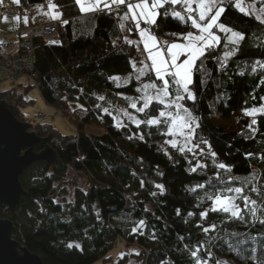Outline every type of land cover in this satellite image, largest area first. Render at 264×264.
<instances>
[{
	"label": "trees",
	"instance_id": "1",
	"mask_svg": "<svg viewBox=\"0 0 264 264\" xmlns=\"http://www.w3.org/2000/svg\"><path fill=\"white\" fill-rule=\"evenodd\" d=\"M19 1L22 8L49 4V0ZM51 2L58 5L61 14L59 40L49 45L35 41L34 71L42 99L72 133L62 134L49 124L31 126L30 131L37 137H51L48 144L57 159L52 165L37 161L28 167L19 177L25 194L17 209L5 213V208H0V218L13 225L11 238L39 256L44 264L108 261L107 255L118 238L127 246L139 248V256L130 254L131 264H194L192 252L197 250L207 264H255L264 251V225L258 222L262 217L258 213L253 218L245 211L241 221L213 212L211 201L205 197L223 191L225 185L244 187L241 182L250 180L245 192L260 206L261 197L250 189L255 184L264 192V114L256 116L258 123L252 126L255 132L247 127L251 118H241V130L228 131L215 124L211 116L216 114L227 121L263 104L260 97L264 96V68L256 62L264 64V23L240 12L235 0H224L226 11L221 20L246 34L247 40L241 42L242 50L224 60L222 66L217 57L222 60L233 46L215 28L221 38L215 55L201 58L209 75H193L190 88L196 101L184 103L201 125L196 138L208 140L217 156L213 160L207 154L202 159L205 167L191 172L183 155L162 150V133L166 131L163 125L149 127L143 123L118 129L112 115L104 113L105 108L124 105L126 98L138 95L135 89L139 82L135 79L117 86L109 77L131 74L132 62L146 59L141 44L129 46L125 42V37L138 40L121 28L125 24L121 19L124 7L81 19L75 0ZM165 8L167 15L165 9L160 10L159 27H152V31L159 40L171 42L177 39L172 33L179 36L186 29L179 19L172 18V6ZM175 10L184 11L179 5ZM100 96L104 99L100 100ZM0 101L17 109L28 103L15 89L0 92ZM158 110V105L153 104L143 117L156 116ZM17 119L25 123L19 111ZM89 128L104 132L92 133ZM218 163L228 165L232 171H218ZM69 168L86 176L87 187L76 189L72 202L57 203L54 185L64 179ZM198 184L204 188H197ZM156 185H162L163 192ZM193 188L196 191H191ZM201 211L208 212L204 220L200 218ZM140 220L145 225L132 233ZM213 224L215 230H211ZM204 228L210 231L205 233ZM69 244L73 247L69 248ZM252 248L256 251L250 253ZM209 251L211 257L207 255ZM127 259L125 254L117 264H127Z\"/></svg>",
	"mask_w": 264,
	"mask_h": 264
},
{
	"label": "snow or ice",
	"instance_id": "2",
	"mask_svg": "<svg viewBox=\"0 0 264 264\" xmlns=\"http://www.w3.org/2000/svg\"><path fill=\"white\" fill-rule=\"evenodd\" d=\"M14 3L18 0H13ZM224 0H136L135 3L132 0H75V4L79 6L80 12L88 13L94 12L103 6L107 8L109 12L113 11V6L117 11L120 10L121 6L126 9L124 16L121 17L122 20H131L134 24V30L139 36V41L130 40L125 37V42L131 45H143L142 52L146 54V59L139 60V67L137 63H132V70L134 73V78L140 83V86L135 89L140 95L135 101L129 103V107L135 109L139 113H145L153 103L161 106L158 116H152L146 120H138L135 116H132L128 112L122 113L123 116L127 117L132 123L137 127L141 124L146 123L149 127L163 125L166 129L162 135L172 137L171 140H165V144L170 145L172 148H176L180 153L195 152L196 149H200V154L204 155L203 149L200 145L203 144L207 147L208 153L211 155L213 160H215L217 154L212 150V146L208 140L201 139L199 144L194 143L197 129L201 127L199 120L196 115H194L193 110L186 106L184 101H191L195 103L196 94L190 88L193 84L194 73H203L204 76H208L209 73L207 69L203 66L202 57L207 55H215V48L220 44L221 38L216 35L213 31L214 28H218L219 31L227 34L224 39L227 44L233 47L229 52L224 53V58L220 60L223 66L224 60L228 57L236 55L242 50L241 42L247 40L246 34L233 30L230 26L223 23L221 20L222 15L226 9L222 6ZM166 5L172 6L171 16L172 18L182 19L181 13L175 10V6L179 5L187 13V19L191 22V28L195 31H187L186 34H180L177 36L176 33L171 35L176 36L177 40L180 42L168 41L161 42L157 36L152 31V27H159L158 18L161 15L160 10L165 9L164 15H167L168 9L165 8ZM195 5V6H194ZM58 5L52 3L49 0L48 8H57ZM237 8L243 12L244 9L240 7V4H236ZM260 16L257 19L264 23V8L260 9ZM60 13H56L52 16L53 19H58ZM27 23V19H25ZM68 23V21H64ZM149 25L150 27H142L141 24ZM124 25L121 24V28ZM132 30L131 27L129 29ZM137 50L141 49L137 47ZM200 62L199 64L197 62ZM264 68V64L260 61L256 62ZM253 72L256 71L253 67ZM151 74V75H150ZM154 75V79L152 76ZM243 75V73H240ZM148 78V82H144V78ZM112 81H119V76L109 77ZM159 81V83H157ZM127 78L125 83H127ZM203 83V81H202ZM119 86V84H117ZM103 100L104 97H98ZM256 97H253L255 99ZM264 100V96L260 97ZM140 107H137V104ZM80 107V105H77ZM99 107V105H97ZM104 113L111 115L109 109L105 108ZM264 114V105L259 108H252L251 110H245V115L255 116L256 114ZM114 126L118 129L124 127L123 122L116 116H113ZM258 121L253 119L251 124L247 127L255 132L252 126L257 124ZM131 139V137H129ZM143 139V136L140 137ZM249 156L251 153L248 154ZM205 165L201 164L199 161L196 162L195 166L190 168L191 172H196L198 168H204ZM217 170H224L226 172H231L232 169L224 164H216ZM235 179V177H233ZM223 182V181H222ZM142 186H143V182ZM244 187H231L225 185L223 191H216L206 195V199L211 201V211L213 212H223L229 214L231 218L243 221V213L248 212L253 218L258 217V222L264 225V192L261 191L255 184H252L251 192L256 193L261 197L260 206L257 207L258 201L253 199L246 194L245 188L248 184H251L250 180L242 181ZM157 188L163 192L162 185H156ZM197 188H204L203 184H198ZM191 191H196L195 188ZM155 195V193H153ZM177 214H180L179 209ZM189 216L192 213H188ZM208 216V212L201 211L200 218L204 220ZM145 225L144 220H140L139 224L132 229V233H136L141 230ZM215 224H213L211 230H215ZM203 231L208 233L209 228H204ZM210 243V241H209ZM237 244H243V241H237ZM69 248L73 245L69 244ZM77 248L80 247L79 244L76 245ZM264 249V245H262ZM256 249H250L251 252H255ZM198 252V250H197ZM197 252H192V257L194 258V264H207L201 256L197 255ZM139 256V253H134ZM211 257L212 253L209 251L207 254ZM123 258V257H121ZM255 264H264V251L261 253V257L256 258Z\"/></svg>",
	"mask_w": 264,
	"mask_h": 264
},
{
	"label": "rangeland",
	"instance_id": "3",
	"mask_svg": "<svg viewBox=\"0 0 264 264\" xmlns=\"http://www.w3.org/2000/svg\"><path fill=\"white\" fill-rule=\"evenodd\" d=\"M89 2L91 3L93 2V0H89ZM237 3H239L240 7L244 9V11L242 12L240 8L236 7L240 12L246 15H251L255 17L256 19H257V16L261 15L260 9L264 8V0H235V6ZM114 7L115 6H113V8ZM21 9H25L28 12H30L31 18H36V17L38 18V16H42L43 19H47V20L51 19V21L60 19V16L58 19L52 18V16L58 13V11H56V8L50 11L48 8V5L35 6L34 8H22L19 0L16 3H14L13 0H0V35H4V36L11 35L12 33H17L19 30L20 31L27 30L30 27V26L29 27L26 26L29 24L27 20V23L23 21V24L21 26L23 28H20L18 18L16 19L8 18L5 14L6 12H11V13H14L15 16H18L20 15ZM100 9L108 10L107 8H103V6H101ZM90 14H92V12ZM52 22H58V21H52ZM124 27L125 29L124 28L123 29L128 33V35H134V33L133 34L129 33V30L126 29L125 24H124ZM187 31L189 30H186L184 34H186ZM213 31L216 33V35L220 37V34L217 31H215L214 29ZM160 41L162 42V40ZM171 42H180V41L175 39V40H172ZM134 62L137 63V61H134ZM139 66H140L139 63H137V67ZM119 77H120L119 81H113L116 85L119 84V86L126 85L129 83L130 80L135 79L133 70L131 74L119 76ZM126 78L128 80L127 83H125ZM144 82H148V80L144 78ZM157 83H159V81H157ZM139 86H140V83H139ZM13 89L16 90L17 94H19L25 102H28L27 104L18 108V111L20 114H22L23 119L26 124H29L31 126L35 124H42V125L49 124L55 130H57L58 132L62 134L72 133L71 129L65 124L61 116L58 113H56L52 107H50L48 104L45 103V101L42 99L39 93L38 88L34 85L32 81L25 80V79L12 80L8 77L6 73L0 71V92L9 91ZM139 95L140 94L138 93V95L134 98H126L124 105L110 106L107 109L111 111L112 117L113 116L118 117L125 126L127 125L136 126L134 123L128 120L127 117L123 116L122 113L128 112L132 116H135L136 119L138 120L148 119V118L143 117V113H139L135 109H132L131 107H129V103L132 101H135ZM262 105H264V101ZM137 107H140L139 103L137 104ZM158 108L160 110L161 106L158 105ZM159 110H158V113H159ZM158 113L156 116H158ZM38 114H42L43 116L46 117V119H38L37 118ZM258 114H256L255 116H247L245 115V113L243 115L235 114L231 119L227 121L222 120L219 115L215 114L211 116V119L215 124L221 126L224 130L239 131L242 128L240 124V120L242 117H245V118L248 117L251 119H255ZM88 131L92 133H97V134L104 132L103 129H98V128H89ZM171 139L172 137L165 135L164 141L161 144L162 150L166 154H169L170 151H177L178 153H180L176 148H172L170 145L165 144V140H171ZM194 143L199 144L200 140H198L195 137ZM200 148L203 149L204 155L200 154V149H196L195 152H186L183 154L180 153L187 159L191 167L195 166L197 161H199L202 164V159L207 154H209L208 149L205 145L201 144ZM87 184H88V180L84 174L78 173L74 169L69 168L65 174L64 179L58 183H55L54 185V192H55L54 201L57 203H62V204L72 202L74 191L76 189L84 190L87 187ZM136 252L138 253L140 252L137 246H127L125 242L123 241V239L118 238L114 248L107 255V257L110 258V260L99 261L95 264H117L118 259L123 257L125 254L128 256V259L126 261L127 264L129 263L131 264L133 262V258L130 254L136 253ZM138 264L140 263L138 262Z\"/></svg>",
	"mask_w": 264,
	"mask_h": 264
},
{
	"label": "water",
	"instance_id": "4",
	"mask_svg": "<svg viewBox=\"0 0 264 264\" xmlns=\"http://www.w3.org/2000/svg\"><path fill=\"white\" fill-rule=\"evenodd\" d=\"M17 115L16 107L0 101V208L5 213L14 212L25 194L20 175L37 161L52 165L57 159L48 144L51 137H37ZM12 231V223L0 218V264H44L11 238Z\"/></svg>",
	"mask_w": 264,
	"mask_h": 264
},
{
	"label": "built area",
	"instance_id": "5",
	"mask_svg": "<svg viewBox=\"0 0 264 264\" xmlns=\"http://www.w3.org/2000/svg\"><path fill=\"white\" fill-rule=\"evenodd\" d=\"M116 10L115 7L113 11ZM108 10L98 9L97 12L102 13ZM112 12V11H111ZM8 18L15 17L14 13L6 12ZM20 16L28 18L29 15L26 11L20 10ZM181 23L184 29L189 31H195L191 28V22L187 19V13L181 12ZM126 29L131 27L130 34L135 33L134 25L128 21L125 23ZM142 27H147L142 24ZM41 40L45 44H55L59 40V23L47 22L41 25H33L27 30H19L17 33H13L7 36H0V71L8 75L12 80L25 79L32 81L38 88L37 75L34 71L35 61V41ZM38 119H46L42 114L37 115ZM145 255L147 257L146 251ZM140 264H145L141 262Z\"/></svg>",
	"mask_w": 264,
	"mask_h": 264
},
{
	"label": "crops",
	"instance_id": "6",
	"mask_svg": "<svg viewBox=\"0 0 264 264\" xmlns=\"http://www.w3.org/2000/svg\"><path fill=\"white\" fill-rule=\"evenodd\" d=\"M132 2L133 3H135L136 2V0H132ZM195 6V5H194ZM121 7H124V6H121ZM23 10H25V9H23ZM80 10V9H79ZM25 11H27V10H25ZM56 11H58V9L56 8ZM125 11H126V9L124 8V10H123V13H122V17L124 16V13H125ZM28 12V11H27ZM58 13H59V11H58ZM91 12H88V13H81L80 12V14H81V19H85V18H87V17H89V16H91L92 14H94L95 13V11L94 12H92V14H90ZM28 14H29V17L28 18H24V17H22V16H20V15H18V16H15V17H13L12 19H16V18H18L19 20V26H20V28H23V27H21L22 26V24H23V21H25V19H27L28 20V22H29V24L28 25H26L27 27H29V26H32V25H39V24H44V23H47V22H49V21H51V19L50 20H47V19H39V18H31V14H30V12H28ZM61 20V16H60V19L59 20H52V21H60ZM122 21H124L125 23L126 22H128V21H130L131 22V20L129 19V20H122ZM143 24V23H142ZM141 24V25H142ZM134 25V24H133ZM147 27H150L149 25H146ZM215 29V28H214ZM218 29V28H217ZM219 30V29H218ZM13 34V33H12ZM134 35L136 36V38H137V40L139 41V36H138V34L135 32L134 33ZM0 36H4V35H0ZM165 40H162V42H164ZM170 43V42H169ZM142 45V44H141ZM142 47H143V45H142Z\"/></svg>",
	"mask_w": 264,
	"mask_h": 264
},
{
	"label": "bare ground",
	"instance_id": "7",
	"mask_svg": "<svg viewBox=\"0 0 264 264\" xmlns=\"http://www.w3.org/2000/svg\"><path fill=\"white\" fill-rule=\"evenodd\" d=\"M181 21V19H179Z\"/></svg>",
	"mask_w": 264,
	"mask_h": 264
}]
</instances>
